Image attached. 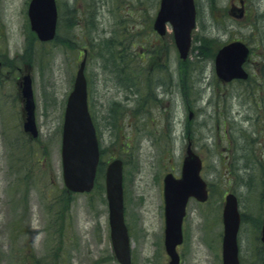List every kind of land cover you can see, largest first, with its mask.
<instances>
[{
  "label": "rangeland",
  "instance_id": "rangeland-1",
  "mask_svg": "<svg viewBox=\"0 0 264 264\" xmlns=\"http://www.w3.org/2000/svg\"><path fill=\"white\" fill-rule=\"evenodd\" d=\"M28 1L0 0V264H120L104 191V167L113 158L122 160L132 264H168L163 176H179L188 143L201 158L208 197L187 202L179 264H221L227 192L237 197L241 218L240 264H264V0H243L241 18L229 12L239 0H193L195 27L184 60L170 25L163 35L152 27L160 0H56L58 37L46 42L30 30ZM202 36L217 48L247 43L253 52L245 64L249 79L221 82L213 57L197 49ZM84 49L104 165L89 192H71L62 179L61 128ZM121 54L136 64L134 85L119 82ZM26 73L36 139L22 131L18 83ZM187 73L182 89L179 80Z\"/></svg>",
  "mask_w": 264,
  "mask_h": 264
},
{
  "label": "water",
  "instance_id": "water-1",
  "mask_svg": "<svg viewBox=\"0 0 264 264\" xmlns=\"http://www.w3.org/2000/svg\"><path fill=\"white\" fill-rule=\"evenodd\" d=\"M236 7L237 18L243 16V1ZM27 15L31 30L42 40H50L55 35L57 10L55 0H30ZM166 23L171 25L173 39L179 57L185 59L190 48V33L195 26V6L193 0H160L153 21V28L164 34ZM249 55V47L241 40H233L220 46L214 54L213 64L217 77L223 82L245 79L248 72L244 63ZM85 57L75 72L72 89L66 98L61 130V166L64 186L72 192H87L94 185L99 161V147L94 125L87 107ZM21 93L24 100L25 119L23 128L32 137L38 134L35 122V104L31 77L22 76ZM191 113H189V116ZM201 160L188 143L183 158L180 177L172 173L163 177L164 202V248L169 256L168 264H178L176 246L182 241V220L185 206L190 197L198 201L207 198L205 181L200 177ZM105 197L108 209L109 237L115 258L120 264H131L129 235L123 215L122 161L114 158L104 171ZM240 216L236 196L225 195L222 208L223 233L221 240L222 264H239L237 231ZM260 240L264 246V223Z\"/></svg>",
  "mask_w": 264,
  "mask_h": 264
},
{
  "label": "trees",
  "instance_id": "trees-1",
  "mask_svg": "<svg viewBox=\"0 0 264 264\" xmlns=\"http://www.w3.org/2000/svg\"><path fill=\"white\" fill-rule=\"evenodd\" d=\"M244 16H246V13H244ZM58 20H59V17H58ZM58 24H59V22L57 21V28H58ZM57 35L58 34L56 33L55 36H54L56 39L58 37ZM194 38L196 39V37H194ZM196 40H198L200 42L197 45V49L199 50V53L202 54V55H205L207 57L209 56L210 58H212L213 54L215 53V50L217 49V46L216 47L212 46V42H211L212 39L209 38V37H206V36H202V37L197 38ZM251 55H253V52H251ZM249 57H251V56H249ZM126 59H127V57L124 56L123 54H121L119 56V59H118V62H119L118 75L120 77H123L122 80H120L119 82L123 86H129L131 84L134 85L136 81H135V77L133 76L134 75L133 73H134V69H136V64L135 63L132 64L131 61H127ZM183 63H186V62L183 61ZM185 75L187 77L186 76L185 77H181V79L179 80V83L182 86V89L185 88V87H188V84H189L188 83L189 79H190L188 77L189 73H187ZM249 77H250V74H249ZM249 77H248V79H249ZM103 165H104V161L101 160L100 163H99V170H102Z\"/></svg>",
  "mask_w": 264,
  "mask_h": 264
},
{
  "label": "flooded vegetation",
  "instance_id": "flooded-vegetation-1",
  "mask_svg": "<svg viewBox=\"0 0 264 264\" xmlns=\"http://www.w3.org/2000/svg\"><path fill=\"white\" fill-rule=\"evenodd\" d=\"M19 85H20V82L18 83ZM17 93L15 92V98H17V95H16ZM4 97V96H3ZM21 102H23V98H22V95H21ZM15 108H18V101H17V105L15 106ZM16 110V109H15ZM23 110H24V108H23ZM23 120H24V117H23ZM22 131L27 135V137H28V139H32L31 138V136H30V134L29 133H27V132H25L24 130H23V122H22ZM36 139V138H35ZM176 176V175H175Z\"/></svg>",
  "mask_w": 264,
  "mask_h": 264
}]
</instances>
